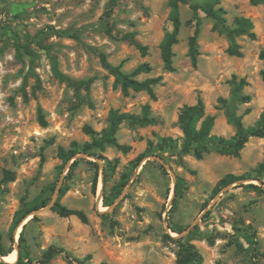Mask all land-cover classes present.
Returning a JSON list of instances; mask_svg holds the SVG:
<instances>
[{
	"label": "rangeland",
	"instance_id": "obj_1",
	"mask_svg": "<svg viewBox=\"0 0 264 264\" xmlns=\"http://www.w3.org/2000/svg\"><path fill=\"white\" fill-rule=\"evenodd\" d=\"M222 6L228 25L237 17L253 23L252 35L235 39L241 56L226 52L228 39L200 12L193 67L188 39L195 22L185 5L173 47L175 70L168 72L159 48L172 30L168 0H118L112 8L110 0H0V247L17 254L25 225L34 264L50 247L59 252L49 264H78L71 259L81 264H176L178 241L194 245L201 264H264V172L256 179L254 171L264 163V137L250 138L236 158L209 153L198 160L174 150L161 161L149 155L135 163L149 142L170 137L179 147L178 112L199 98L205 113L215 117L212 134L232 136L235 129L218 99L231 98L233 75L248 83L243 94L250 101L234 105L243 124L253 125L264 110L258 56L264 46V6L249 0H222ZM130 40L146 47V54ZM102 59L124 72L148 63L151 72L137 79L161 77L153 89L156 99L145 92L123 95ZM146 104L153 124L124 121L118 128L116 140L129 148L126 153L107 146L99 153L105 160L83 157L71 173L72 161L61 167L59 147L89 142L85 127L99 133L111 110L141 116ZM245 173L248 180L213 193L224 175ZM43 198L48 204L13 229L23 200ZM57 199L83 210L88 223L52 212ZM105 200L112 204L105 206ZM3 260L0 264L16 262Z\"/></svg>",
	"mask_w": 264,
	"mask_h": 264
},
{
	"label": "trees",
	"instance_id": "obj_2",
	"mask_svg": "<svg viewBox=\"0 0 264 264\" xmlns=\"http://www.w3.org/2000/svg\"><path fill=\"white\" fill-rule=\"evenodd\" d=\"M118 0H110V7H114ZM252 6L263 5L264 0H249ZM188 6L193 14V20L195 22V28L193 35L188 39V55L190 63L193 67H196L198 60V43L197 37L199 34V25L201 18L199 13L202 12L205 17L211 19L214 22L213 29L217 30L220 34L226 36L229 41V47L226 52L231 56H241L239 46L236 44L235 39L241 35H252L253 23L250 19L244 17H237L234 19L232 26L226 22V11L222 6V0H168L169 8V20L172 24V30L164 34L159 48L160 55L163 63V67L168 72L175 70L173 66V47L179 41V35L182 28L181 21V6ZM53 31V29H50ZM55 34L60 32L54 31ZM16 37L18 35L14 33ZM27 42L34 43L30 37H26ZM131 43L137 46L141 54H146V47L135 43L130 40ZM37 46H41L40 43ZM27 52H31L27 49ZM259 59L263 62V67L260 70V78L264 82V46L259 51ZM102 65L110 75L114 77L115 83L119 85V88L123 95H128L130 91L145 92L151 100H155L154 87L161 82V77H150L144 80H138L137 77L141 74H149L151 67L148 63L144 62L135 67L131 72H124L121 67L110 65L105 59H102ZM232 87L231 98L224 99L219 98L218 102L221 104L224 114L228 122L234 127L235 132L232 136L226 138L222 136H216L212 134L215 117L205 113V107L203 101L199 98L193 105L183 106L177 115V125L182 133L181 144H175V141L170 137L160 138L157 143L149 142L147 148L143 153L138 155L135 159L136 165L141 163L145 157L149 155H156L159 158H164L166 154L172 155L174 150H178L180 155H192L195 159H202L204 155L209 153H216L222 156L239 157L241 151L245 147L250 138H263L264 137V110L260 113L258 119L251 126H245L242 121V117L237 114L235 109V103L245 104L250 101V96L243 94V89L247 86V81L243 78L237 79L236 76H232L230 79ZM39 122L42 126L46 125L41 110L38 112ZM124 121L129 122L130 125L135 126H147L154 123V119L151 116V109L148 104L142 107L141 116H136L129 113H119L117 110H111L108 115V124L101 132L96 133L90 127H85V132L91 137V140L83 145H79L76 142L71 144L70 149L59 147L58 158L61 161V167L65 166L71 160L72 163L69 166L68 173H71L73 168L83 160V157H76L77 154H82L89 157H98L103 159L99 153H101L107 146H111L126 153L128 147L118 144L116 140V133L120 124ZM105 160V159H103ZM109 163L108 161H106ZM115 168V166L113 167ZM106 171V168H105ZM257 173L256 179L259 178L264 172V163H260L257 169L254 170ZM106 179V172L104 174ZM250 178L249 173L242 175L226 174L219 179L213 189V193L217 194L222 189L237 183L239 181H245ZM96 178L94 179L93 188L96 187ZM123 186V185H122ZM179 183L177 182L176 188ZM252 188H258L254 185H248ZM66 188L60 189V196L63 195ZM49 199H39L28 203L23 200L22 207L16 215L13 229L18 227L22 221L29 217L34 212L48 204ZM105 206H110L112 202L104 201ZM51 211L57 214L61 218L76 217L81 223L87 224L88 217L83 210L68 208L60 202L59 199L54 201L50 207ZM35 216L33 217V219ZM173 232L179 234L180 229L175 227H169ZM25 225L22 227V231L19 233V250L18 257L15 264H34L28 257L27 245L24 238ZM180 243V250L176 256V264H201L202 256L199 251L190 243ZM58 249L50 247L39 261V264H49V262L58 253ZM11 251H5L0 247V256L5 257ZM86 256V259H89ZM81 264L78 259H71ZM107 264V263H101Z\"/></svg>",
	"mask_w": 264,
	"mask_h": 264
},
{
	"label": "bare ground",
	"instance_id": "obj_3",
	"mask_svg": "<svg viewBox=\"0 0 264 264\" xmlns=\"http://www.w3.org/2000/svg\"><path fill=\"white\" fill-rule=\"evenodd\" d=\"M3 259H8L11 262H15L17 259V254L15 252H12L11 254H9L8 256L3 257Z\"/></svg>",
	"mask_w": 264,
	"mask_h": 264
},
{
	"label": "water",
	"instance_id": "obj_4",
	"mask_svg": "<svg viewBox=\"0 0 264 264\" xmlns=\"http://www.w3.org/2000/svg\"><path fill=\"white\" fill-rule=\"evenodd\" d=\"M76 157H77V156H76ZM80 157H88V156H85V155H82V154H81ZM78 158H79V157H78ZM150 158H156V159H158L159 161H161L160 158H158V157H150ZM71 161H73V160H71ZM31 215H32V214H31ZM17 256H18V251H17ZM0 261H2V262L4 261L2 256H0Z\"/></svg>",
	"mask_w": 264,
	"mask_h": 264
}]
</instances>
